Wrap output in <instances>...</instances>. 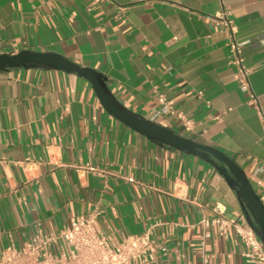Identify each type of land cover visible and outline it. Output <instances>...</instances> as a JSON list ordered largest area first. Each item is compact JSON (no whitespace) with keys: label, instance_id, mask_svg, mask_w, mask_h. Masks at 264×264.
<instances>
[{"label":"crops","instance_id":"0c3cea01","mask_svg":"<svg viewBox=\"0 0 264 264\" xmlns=\"http://www.w3.org/2000/svg\"><path fill=\"white\" fill-rule=\"evenodd\" d=\"M224 10L257 106L231 65ZM22 51L102 74L129 111L226 155L264 204V0H0V55ZM217 204L246 222L212 165L109 115L89 81L0 71V253L97 211L117 240L151 231L153 264H249L240 238L213 226Z\"/></svg>","mask_w":264,"mask_h":264},{"label":"built area","instance_id":"2783aa9c","mask_svg":"<svg viewBox=\"0 0 264 264\" xmlns=\"http://www.w3.org/2000/svg\"><path fill=\"white\" fill-rule=\"evenodd\" d=\"M218 18L229 31L231 65L236 69L240 89L247 93L249 102L258 105L250 84V70L245 67L241 45L235 41L236 29L230 13L224 10ZM199 97L203 93L200 92ZM164 103V100L162 99ZM159 114L178 117L186 131L193 130L194 122L183 113L165 106ZM221 121V117H216ZM134 182V179H129ZM212 224L222 235L234 232L245 246L244 258L249 264H264V246L247 223L226 217L222 204L214 208ZM99 213L93 211L71 219L70 225L57 232L37 233L21 248L10 246L0 253V264H153L157 244L151 231L117 240L104 233L99 226ZM207 224V221H205Z\"/></svg>","mask_w":264,"mask_h":264},{"label":"water","instance_id":"95a60500","mask_svg":"<svg viewBox=\"0 0 264 264\" xmlns=\"http://www.w3.org/2000/svg\"><path fill=\"white\" fill-rule=\"evenodd\" d=\"M14 68H41L76 74L91 83L103 108L115 119L150 141L193 155L212 165L236 193L244 218L264 246V204L245 172L217 149L184 138L157 123L129 111L107 87V79L97 71L84 68L56 54L22 51L0 55V71Z\"/></svg>","mask_w":264,"mask_h":264}]
</instances>
